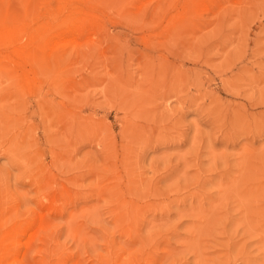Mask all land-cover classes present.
Here are the masks:
<instances>
[{
  "label": "rangeland",
  "instance_id": "rangeland-1",
  "mask_svg": "<svg viewBox=\"0 0 264 264\" xmlns=\"http://www.w3.org/2000/svg\"><path fill=\"white\" fill-rule=\"evenodd\" d=\"M0 264H264V0H0Z\"/></svg>",
  "mask_w": 264,
  "mask_h": 264
}]
</instances>
